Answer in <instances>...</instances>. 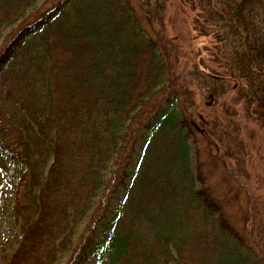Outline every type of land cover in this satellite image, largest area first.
I'll use <instances>...</instances> for the list:
<instances>
[{"label":"trees","instance_id":"obj_1","mask_svg":"<svg viewBox=\"0 0 264 264\" xmlns=\"http://www.w3.org/2000/svg\"><path fill=\"white\" fill-rule=\"evenodd\" d=\"M178 3L213 41L217 66L192 63L202 97L231 88L264 128V0ZM163 12V0H0V169L16 240L2 264H264L191 163L190 141L210 132L175 107L193 102Z\"/></svg>","mask_w":264,"mask_h":264},{"label":"rangeland","instance_id":"obj_2","mask_svg":"<svg viewBox=\"0 0 264 264\" xmlns=\"http://www.w3.org/2000/svg\"><path fill=\"white\" fill-rule=\"evenodd\" d=\"M163 3L160 34L169 52L177 53L181 81L187 84L191 91L187 98L193 102L189 109L178 101L175 107L179 113L183 111L187 119L194 120L198 129L205 127L210 132V139L197 134V142L190 141L191 163L198 162L203 183L220 201L231 221L249 234L253 244L263 249L264 128L245 113L240 102L237 103V96L228 88L229 84L224 85V89L228 88L224 94L213 96V99L206 95L202 97L203 91L196 86L195 79H200V75L194 71L192 63L198 64V70L205 68L201 60L212 67L217 66L206 51L211 50L213 41L210 37L197 36L191 30L189 13L178 7V0H163ZM202 101L209 103L208 108L200 110L196 107ZM199 114L206 119L205 126L201 124ZM213 120H216V127H213ZM4 174L0 169V264L16 246L10 217L12 189ZM67 257L66 254L56 264H63ZM91 262L89 259L85 264Z\"/></svg>","mask_w":264,"mask_h":264},{"label":"water","instance_id":"obj_3","mask_svg":"<svg viewBox=\"0 0 264 264\" xmlns=\"http://www.w3.org/2000/svg\"><path fill=\"white\" fill-rule=\"evenodd\" d=\"M209 97H211V95H209ZM191 123H192L193 125H195V123H194L193 121H191Z\"/></svg>","mask_w":264,"mask_h":264}]
</instances>
